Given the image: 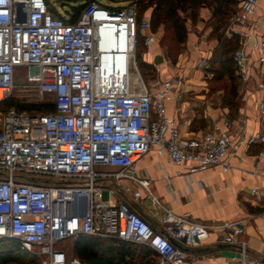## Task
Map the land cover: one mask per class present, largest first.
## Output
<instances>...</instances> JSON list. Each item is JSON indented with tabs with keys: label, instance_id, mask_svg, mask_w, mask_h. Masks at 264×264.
<instances>
[{
	"label": "built area",
	"instance_id": "2783aa9c",
	"mask_svg": "<svg viewBox=\"0 0 264 264\" xmlns=\"http://www.w3.org/2000/svg\"><path fill=\"white\" fill-rule=\"evenodd\" d=\"M261 1L232 0L238 45L231 59L238 82H253L259 91L264 121ZM105 29L112 36L106 48ZM138 30L145 46L155 42L149 17L138 22L133 7L113 10L91 0L75 22H67L52 14L46 0H0V102L17 86L54 96L49 113L0 110V239H18L38 264H82L58 246L79 234L144 244L158 264H192L186 248L204 240L209 226L188 211L163 208L149 179L136 175L134 162L153 151L168 166L185 165L192 174L211 165L228 170L230 152L241 144L264 148V130L246 135L244 117L235 129L222 117L217 129L182 134L165 107L171 97L181 98L173 92L174 80L154 79L149 86L140 76L129 81ZM18 68L25 70L20 84ZM262 154L255 155L256 170ZM140 199L162 208L159 229L133 207ZM243 221L217 225L225 231L222 241L237 248L230 260L264 264L249 254Z\"/></svg>",
	"mask_w": 264,
	"mask_h": 264
},
{
	"label": "crops",
	"instance_id": "0c3cea01",
	"mask_svg": "<svg viewBox=\"0 0 264 264\" xmlns=\"http://www.w3.org/2000/svg\"><path fill=\"white\" fill-rule=\"evenodd\" d=\"M201 25L202 21L196 26L197 30L188 27L176 66L167 65V58L155 42L142 53L143 60L158 71L157 79H173L174 94H181L180 99L171 97L165 102L167 115L176 121L184 135L207 132L208 124L211 126L209 130L217 129L222 117L230 118L234 129L239 125L237 118L244 117L246 135L264 130V121L259 118L256 104L259 91L254 89L253 82L244 86L241 104L232 114L213 105L201 86L203 81L199 70L188 77L190 60L205 55L208 49L206 36L211 29L202 32ZM158 55L162 60L154 64L153 59ZM176 76L180 79L186 76V79L181 82ZM261 149L263 154L256 170L255 155ZM228 162V170L211 165L192 174L187 172L185 165L168 166L165 156H157L153 151L134 162L136 175L149 179L150 190L163 208L174 214L188 211L196 221L209 226L204 240L197 246L186 248L192 264H239L238 260H230L237 251L236 246L224 243L225 231L217 227L229 220H244L242 238L247 242L250 256L264 258V148L259 144H241L230 152ZM252 188L259 190L257 196L250 195ZM141 193L143 195L144 191ZM132 205L154 228H160L162 208L152 206L145 199L132 201Z\"/></svg>",
	"mask_w": 264,
	"mask_h": 264
},
{
	"label": "trees",
	"instance_id": "16d2710c",
	"mask_svg": "<svg viewBox=\"0 0 264 264\" xmlns=\"http://www.w3.org/2000/svg\"><path fill=\"white\" fill-rule=\"evenodd\" d=\"M90 1L78 6H71L73 11L66 16L51 12L54 16L62 17L67 22H75ZM137 4H146V6L154 4L149 15L152 30L156 32V28L159 25L163 26L164 30L171 31L172 41L180 45L186 41L187 37L185 19L180 16V13L188 11L189 18L193 21L198 8L201 6L209 7L211 11L210 18L214 21L210 32V35L213 36L224 29L226 20L231 15L233 3L232 0H138ZM137 21H140L138 17ZM140 38L142 40L141 32L138 30L136 46ZM231 39L235 46L232 49L230 47L224 50L223 55H226L230 50L232 52L238 45V37L236 35H233L229 41ZM168 50L170 49L168 48ZM140 54L141 50L138 49L136 60L139 68L141 70L151 69V64L142 60ZM212 73L218 80L224 77L228 78L230 82L237 80L231 56L220 58L217 61L216 68L212 69ZM232 93H236V88H232ZM9 107L28 112L37 111L39 113H49L54 111L55 108L53 101H20L13 94L0 102V110ZM234 112L230 113L233 114ZM72 255L78 257L82 264H158L153 251L144 244L116 238H99L87 234H79L74 237ZM35 261V256L23 249L18 239L10 237L0 239V264L12 262L34 264Z\"/></svg>",
	"mask_w": 264,
	"mask_h": 264
},
{
	"label": "rangeland",
	"instance_id": "374dc122",
	"mask_svg": "<svg viewBox=\"0 0 264 264\" xmlns=\"http://www.w3.org/2000/svg\"><path fill=\"white\" fill-rule=\"evenodd\" d=\"M89 0H46L48 7L53 11L54 13H57L61 16L69 15V12H72L73 9L71 6H78L79 4H84ZM106 7H109L113 10H118L124 7H133L135 8L137 12V17L139 20L145 18L151 13L152 8L154 7V4H150L149 6H146V4H137L138 0H94ZM204 9V13H202V8ZM196 11V17L192 21L189 18L188 11L180 13V16L185 19V26L188 31V27L191 28V30H197L196 26L200 24V21H202V29L201 31H206L207 29H211L214 25V21L211 20V11L210 8L207 6H201ZM231 15L226 20V23L224 25V29L220 30L217 34L211 36L210 33L208 34L206 43L208 46V49L204 54H201L198 58H193L192 61L190 60V68L191 71L188 77H192L196 70L200 71V80L203 81V84L201 86L205 88L206 95L210 100L213 102V105H215L217 108L220 109H226L228 112H234L237 110V108L241 104V98H242V92L245 90V88L235 79L234 82H230L228 78L224 77L222 79H216L212 73V69L216 68L217 61L220 58L223 57H230L231 56V50L226 54L223 55V51L227 48L231 49L235 46L233 44L232 39L229 41L231 37H233V30L235 29V26H233L231 21ZM200 31V32H201ZM156 41L155 44H157L160 49L162 50L165 58L169 59V62L167 61V65H174L177 64V57L182 52L181 48L184 46L183 44L177 45L172 41L171 39V31L170 30H164L163 26L159 25L156 28ZM186 42V41H185ZM228 42V43H227ZM168 48L170 50H168ZM141 50L140 58L143 60L142 53L147 50V46L143 44V41L141 38L138 40V44L134 51V61L135 66L132 65L130 72L137 73L138 78L140 75V78L144 82L146 86H149L154 79H157L158 77V71L154 67V65L151 64V69L141 70L138 66V62L136 60V52L137 50ZM204 60L202 65H199L198 62L200 60ZM166 63V62H165ZM172 63V64H171ZM137 68V69H136ZM25 70L23 68H18L15 73V81L16 84H20L22 82V78L24 77ZM177 79H180L179 76H176ZM186 79V76H182L180 81ZM130 82L134 83L135 81L132 79H129ZM176 81V80H175ZM236 88V93H232V88ZM16 98H18L20 101H26V102H43V101H53L54 96L50 93H43L40 94L37 90L33 88H22V87H15L12 93ZM37 112V111H32ZM211 126L208 124L207 129L209 130ZM73 241L74 237L67 238L60 243H58V246L61 247L63 250H65L68 254H72L73 252ZM35 256L34 254H32ZM35 263L38 264V258L35 256ZM8 264H18L17 262H12Z\"/></svg>",
	"mask_w": 264,
	"mask_h": 264
},
{
	"label": "bare ground",
	"instance_id": "6f19581e",
	"mask_svg": "<svg viewBox=\"0 0 264 264\" xmlns=\"http://www.w3.org/2000/svg\"><path fill=\"white\" fill-rule=\"evenodd\" d=\"M112 43V36H111V31L109 29H105L101 33V44L104 48L109 47ZM137 69V68H136ZM140 76V75H139ZM128 78L132 79L134 81L139 80L138 79V74L137 73H128ZM140 82V81H139ZM132 83V82H131Z\"/></svg>",
	"mask_w": 264,
	"mask_h": 264
},
{
	"label": "water",
	"instance_id": "95a60500",
	"mask_svg": "<svg viewBox=\"0 0 264 264\" xmlns=\"http://www.w3.org/2000/svg\"><path fill=\"white\" fill-rule=\"evenodd\" d=\"M161 60H162V59H161V56L158 55L157 57H155V58L153 59V63H154V64H157V63H159Z\"/></svg>",
	"mask_w": 264,
	"mask_h": 264
}]
</instances>
